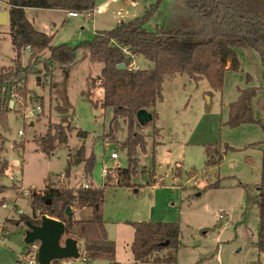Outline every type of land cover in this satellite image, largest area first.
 <instances>
[{"label": "rangeland", "instance_id": "1", "mask_svg": "<svg viewBox=\"0 0 264 264\" xmlns=\"http://www.w3.org/2000/svg\"><path fill=\"white\" fill-rule=\"evenodd\" d=\"M155 1L110 0L104 10L93 11L90 20L82 14L65 18L64 14L46 10L29 12L27 16L30 21L34 18L39 28L54 34L51 45L65 43L73 47L90 41L95 31L110 30L144 15ZM6 2L0 0L2 11H8ZM102 2L105 0H95V5ZM183 22L198 30L185 8L165 1L144 29L173 31ZM236 53L239 69L225 72L220 89L211 88L206 79L194 83L185 75L164 81L163 100L154 109L158 118L153 126L160 129L158 135L153 134V126L138 122L134 126L145 136L146 153H137V174L131 177L128 188L115 186L116 170L127 167L123 146L126 121L118 119L115 140L108 141L105 136L109 133L111 109L92 105L102 99L98 80L102 63L91 62L87 51L78 49L72 64L66 68L52 64L50 75L43 76L41 62L48 53L38 54L34 72L27 75L25 83H19L25 85L26 93H6L5 107L0 108V135L4 138L1 156L7 162L0 175V205H6L0 207V264H27L22 259L29 247L23 242L24 223L39 222L40 215H46L37 211L32 216L30 201L34 192H43L48 184L63 188L83 183L99 188L107 184L102 217L107 239L115 243V261L119 264H136L129 249L133 229L126 221L177 223L179 244L174 264H264V254L258 256L255 247L264 131L258 124L236 128L226 125L228 105L236 100L239 89L247 87L258 89L251 106L254 116L264 123V56L252 48L237 49ZM13 59L8 25H1L0 68L12 65ZM29 59V52L24 50L19 57L21 67H26ZM134 61L140 69L147 67L148 63L140 58ZM58 107L66 112H59ZM50 124L70 125L74 130L66 144L45 155L36 142ZM78 130L86 132V137H77ZM253 144L256 146L247 147ZM81 145L85 157L90 152L95 157L89 176H84L82 162H77ZM209 146L222 154L213 167L206 166L205 151ZM225 146L235 151L225 152ZM111 153L117 159L111 160ZM103 168L110 171L106 178L102 177ZM151 171L156 176L154 180ZM218 180L217 189L203 190ZM78 210H71L75 220L89 216V210L82 215ZM65 238L64 235L61 242ZM80 239H75L81 248L78 256L83 247ZM169 252L163 250L158 256ZM68 260L80 264L77 259ZM102 264L110 263L105 260Z\"/></svg>", "mask_w": 264, "mask_h": 264}, {"label": "trees", "instance_id": "2", "mask_svg": "<svg viewBox=\"0 0 264 264\" xmlns=\"http://www.w3.org/2000/svg\"><path fill=\"white\" fill-rule=\"evenodd\" d=\"M177 2L185 8L198 26L191 28L190 23L183 22L180 27L170 31L157 28L147 31L144 25L152 14L157 11L162 2ZM8 28L10 43L14 51L12 65L0 68V108L3 110L4 95L16 91L26 93L24 81L27 75L34 72L35 58L38 54L47 52L41 64L43 76L50 75L52 64L64 68L73 63L75 51L85 49L91 62L102 63L99 74V84L102 89V99L92 103L96 108L111 109L112 117L109 123L108 141H114V131L118 119H124L127 135L123 146L127 154V167L116 170L117 187L131 186V177L137 174L135 157L138 152L146 153L145 136L135 131L136 113L145 110L150 114V120L142 126H153L157 121L155 106L163 100L162 85L167 78L185 75L190 81L197 83L202 79L209 82L213 89L223 85L227 70L237 71V49L252 48L264 56V0H156L144 15L127 23L103 31H95L90 41L79 42L75 46L65 43L51 45L52 36L36 30L26 19L25 9L61 10L81 12L92 10L95 0H7ZM29 47V64L21 67L19 57ZM140 58L147 62V67L138 71L128 70L132 59ZM123 64V69L117 65ZM249 79V77H248ZM258 89L247 87L238 90L236 100L228 105L226 125L236 128L241 125L258 124L264 131V123L253 114L251 106ZM61 113L65 108L58 107ZM73 127H63L59 124L48 125L43 136L37 139L39 150L50 155L56 147L66 144ZM159 128L153 126V134L158 135ZM77 137L85 138L86 132L78 130ZM4 138L0 135V175L6 170L7 162L1 156ZM249 146H256L248 145ZM226 151H235L225 146ZM207 167L217 165L221 159L218 149L206 148ZM211 157V158H209ZM77 162H82L84 176L92 172L95 157L90 152L84 156L83 145L76 154ZM154 180V172H149ZM109 178V177H108ZM154 185V184H153ZM103 187L84 188L81 184L73 187L44 186L43 192L31 195L30 208L32 216L44 213L64 223L66 238H81L83 243L82 256L86 262L106 260L110 264L115 261V243L107 239L104 230L101 205L104 197ZM216 183L206 185L203 190L217 189ZM259 194V212L255 247L258 256L264 254V149L261 150L260 180L257 185ZM50 204L47 205L46 201ZM89 209L86 219L67 220L65 209ZM44 211V212H42ZM27 219V218H26ZM38 224V221H33ZM133 229V239L129 249L133 262L136 264H174L178 247L179 227L177 223H161L152 221L128 222ZM168 250L166 256L158 253Z\"/></svg>", "mask_w": 264, "mask_h": 264}, {"label": "water", "instance_id": "3", "mask_svg": "<svg viewBox=\"0 0 264 264\" xmlns=\"http://www.w3.org/2000/svg\"><path fill=\"white\" fill-rule=\"evenodd\" d=\"M8 25V11H0V26ZM117 69H123L124 65L119 64ZM12 106V102H9ZM150 114L145 110H139L136 113V121L143 125L150 120ZM47 205L50 201H46ZM67 220L73 219L71 208L65 209ZM26 230L23 236L25 245L38 244L37 249V262L38 264H58L60 260L76 259L78 258L77 241L72 238H65L64 236L65 225L63 222L51 218L47 215H40L39 223L34 224L29 221L24 223Z\"/></svg>", "mask_w": 264, "mask_h": 264}, {"label": "built area", "instance_id": "4", "mask_svg": "<svg viewBox=\"0 0 264 264\" xmlns=\"http://www.w3.org/2000/svg\"><path fill=\"white\" fill-rule=\"evenodd\" d=\"M110 1V0H107ZM66 16L68 17H78L79 14H82L84 16L85 20H90L92 18V13L93 10H85V11H81V12H68V11H64ZM30 48L27 47L26 51H29ZM128 70L130 71H138L140 70V67L135 63V61L132 59V62L128 65ZM18 134L20 135L21 132L19 131ZM110 159L111 160H115L117 159V155L115 153H111L110 154ZM109 169L108 168H103L102 169V177L106 178L109 175ZM82 186L84 188L88 187L87 183H83ZM25 194H27V191H24ZM1 208H5L6 205L3 203L0 205ZM219 219L222 218L221 215H219L218 217ZM0 226H1V221H0ZM37 249H38V244H32L29 245V247L26 249L25 255L22 256L23 260H26L27 264H38L37 262ZM78 260L79 263H84L86 262L85 258L80 255L78 256V258H76ZM71 260V259H70ZM66 264H72L71 261H67Z\"/></svg>", "mask_w": 264, "mask_h": 264}, {"label": "crops", "instance_id": "5", "mask_svg": "<svg viewBox=\"0 0 264 264\" xmlns=\"http://www.w3.org/2000/svg\"><path fill=\"white\" fill-rule=\"evenodd\" d=\"M107 0H105V2H102V3H100V4H98V5H95V7L92 9L93 11H95V10H97V9H100V10H104L105 9V7L107 6ZM6 7H8L7 6V4L5 5ZM38 10L40 11V9H25L24 10V14H25V17H26V19L32 24V26L36 29V30H38V31H41V32H43V33H45V34H47V35H49V36H52V38L54 37V34L52 35H50V33L51 32H47V29H44V28H39L37 25V23L35 22V19L34 18H32L33 20H29V18H28V13L29 12H32V14H34V12H38ZM0 11H2V9H0ZM46 11H52V12H59V13H61V14H64V17L65 18H67L66 17V15H65V12L64 11H61V10H46ZM70 18H77V17H70ZM92 19V18H91ZM155 178H156V176H155ZM89 180V183H90V178L88 179ZM88 184V183H87ZM88 185H90V184H88ZM157 185H155L154 184V186H152V187H156ZM199 195V194H198ZM84 210H89L88 208H82V209H79L78 211H79V214L80 215H82V214H84ZM76 216V215H75ZM74 216V217H75ZM87 217L85 216V217H83L82 219H86ZM74 219V218H73ZM77 220V219H76ZM126 223H128V221H126ZM80 241L82 242V240L80 239ZM77 246H78V244H77ZM81 248H79V246H78V250H80ZM82 251H83V247H82ZM82 251H81V254L80 255H82ZM78 253H79V251H78ZM105 260H94V261H91V263L90 262H84V263H90V264H102V262H104ZM67 262V261H66ZM66 262L64 263V264H66ZM80 264H82V263H80Z\"/></svg>", "mask_w": 264, "mask_h": 264}]
</instances>
